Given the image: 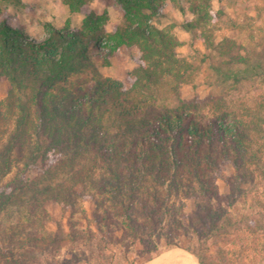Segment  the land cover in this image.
<instances>
[{
    "label": "rangeland",
    "instance_id": "rangeland-1",
    "mask_svg": "<svg viewBox=\"0 0 264 264\" xmlns=\"http://www.w3.org/2000/svg\"><path fill=\"white\" fill-rule=\"evenodd\" d=\"M89 4L98 16L106 14L94 42L82 33L84 15L71 12L66 0H0V21L19 31L21 40L42 41L52 30L70 27L88 45L90 59H79L83 68L55 87L52 102L67 114L77 108L75 116L82 118L91 112L82 103L92 96H119L108 84L101 91V80L129 91L135 71L150 65L138 44L110 46V35L128 22L119 0ZM210 4L212 18L191 30L184 27L195 17L190 0H165L158 13L144 10L143 27L174 36L175 57L187 66L179 76L158 80L152 95L126 96L130 113L141 114L132 126L111 127L106 115L103 137L85 131L88 141L75 142L69 152L51 149L34 161L28 146L15 150L0 173V194L11 195L0 208V245L29 264H145L168 249L199 255L206 264H264V168L257 166L264 165V0ZM249 53L261 63L259 74L217 79L213 65L233 67ZM33 77L28 86L38 83ZM11 90L12 80L0 72V101ZM102 106L94 105V117ZM177 112L190 116L189 127L199 126L197 137L185 132L173 142L159 134L160 121ZM218 123L237 124L257 156L237 146V133L215 130ZM174 144L178 173L167 165L154 170L171 159ZM116 173L119 191L112 186Z\"/></svg>",
    "mask_w": 264,
    "mask_h": 264
},
{
    "label": "trees",
    "instance_id": "trees-1",
    "mask_svg": "<svg viewBox=\"0 0 264 264\" xmlns=\"http://www.w3.org/2000/svg\"><path fill=\"white\" fill-rule=\"evenodd\" d=\"M164 1L119 0L128 22L120 26L114 35H110V39L113 40L110 46L113 49H118L124 45L138 44L144 52V59L150 65L148 67H141L135 71L137 80H135L129 91H122V83H113L109 79L101 80V86H99L101 91H103L105 85L107 87L109 85L108 90L111 88L119 96L117 99L114 97L113 101H109L100 95L92 96L91 99L84 101V103L81 101L84 106L86 104L89 105L91 110L90 114L83 118L75 116L77 108L70 110L73 113L67 114V112L65 113V111L61 110L59 104L53 106L52 102L54 101L55 87L60 82L68 79L70 75L79 73L83 68L79 64V59H90L87 54L88 45L84 40L70 27H67L60 34L52 30L50 37L42 41L21 40L18 38L20 35L19 31H13L6 23L0 21V72L7 74L13 82V90L9 92L5 100L0 101V173L8 170L9 161L17 149L23 150L24 147L28 146V155L30 159L32 158L35 161L39 156L46 154L51 149L58 152H65L66 150L69 152V148L74 146L75 142H79L80 140L87 142L88 135L85 131H95L96 134H101L100 136L103 137V134L107 132V128L105 130L106 124H104L106 115L107 124L111 123V127H116L118 123L120 127L129 124L133 125L131 122L134 119L137 120L141 114H138L135 109L133 111L136 114L134 112L130 113L131 108L128 107L130 105L127 103L130 101V98L126 96L130 92L135 91H142L146 95H152L153 91L151 89L156 85L158 80L168 74L179 76L181 69L187 66L185 60L175 57L173 49L177 43L174 36L167 35L156 28L147 29L143 27V17L145 18L146 16L144 10L158 13L159 7ZM173 1L177 2V0ZM66 3L71 12L84 15L83 35L91 38L93 42L97 41L96 39L104 32L103 26L106 14L98 16L90 7L89 0H66ZM210 7V0H190L189 9L195 17L194 20L187 21L184 27L191 30L195 28L196 23H200L201 26L204 20L209 21L213 16L209 11ZM202 36L205 41L209 37L207 33H203ZM23 46L30 50L28 53L30 57L26 55L27 51H24ZM253 54L249 53L245 57L240 56L233 64V67L226 69L213 65L217 79L225 81L233 78L235 81H238L246 79L250 74H259L263 68H261L259 60L256 62V59L252 57ZM33 75V78L38 83L28 86L27 82H29V78ZM96 103L106 106V109L98 110V117L93 116L94 105ZM138 103L139 105H144L146 100H139ZM113 110L115 113H113ZM189 117V115L178 112L166 114L164 119L160 121L159 134H167L166 139L173 138V142L183 137L185 132L197 137L200 134L199 126L194 123V125L189 127ZM214 128L220 133L223 131L230 132L231 134L237 133V140L239 142L237 146L245 154H251L252 158L257 156V151L252 152L248 143L244 142L245 138L240 133V128L237 127V124L232 126L226 123H218L214 125ZM258 152H260V149H258ZM168 154L171 159L167 163H160L155 167L153 165L152 168L154 167L156 171H162L167 165L170 168L169 170L178 173L179 166L182 167V165L176 163L177 153L175 144ZM197 166L195 165V172L198 174L199 168L197 169ZM257 166L264 168V165L257 164ZM120 178L117 173L114 174V184L112 185L114 190H120ZM109 193L111 194V192ZM10 196L7 193L0 194V208L7 202ZM114 199L119 202L122 201L117 197H114ZM1 244L0 260L4 264H29L27 258H17V254L13 250L9 247H4L3 243ZM20 255L27 257L25 253H21ZM197 257L202 264H206L202 257L199 255ZM60 264L78 263L65 259Z\"/></svg>",
    "mask_w": 264,
    "mask_h": 264
},
{
    "label": "bare ground",
    "instance_id": "bare-ground-1",
    "mask_svg": "<svg viewBox=\"0 0 264 264\" xmlns=\"http://www.w3.org/2000/svg\"><path fill=\"white\" fill-rule=\"evenodd\" d=\"M158 261H177L182 264H195L194 257L186 253L182 249H172L167 252L164 256L158 259Z\"/></svg>",
    "mask_w": 264,
    "mask_h": 264
},
{
    "label": "crops",
    "instance_id": "crops-1",
    "mask_svg": "<svg viewBox=\"0 0 264 264\" xmlns=\"http://www.w3.org/2000/svg\"><path fill=\"white\" fill-rule=\"evenodd\" d=\"M172 249H168V250H164L158 254H156L155 256H153L151 259H149L145 264H182L180 262L177 261H158L159 258H161L162 256H164L167 252L171 251ZM191 256L194 257L195 260V264H202L200 262V260L198 259L197 256L190 254Z\"/></svg>",
    "mask_w": 264,
    "mask_h": 264
}]
</instances>
